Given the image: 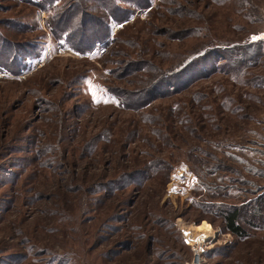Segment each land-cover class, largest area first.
Segmentation results:
<instances>
[{
	"label": "rangeland",
	"instance_id": "obj_1",
	"mask_svg": "<svg viewBox=\"0 0 264 264\" xmlns=\"http://www.w3.org/2000/svg\"><path fill=\"white\" fill-rule=\"evenodd\" d=\"M0 264H264V0H0Z\"/></svg>",
	"mask_w": 264,
	"mask_h": 264
},
{
	"label": "trees",
	"instance_id": "obj_2",
	"mask_svg": "<svg viewBox=\"0 0 264 264\" xmlns=\"http://www.w3.org/2000/svg\"><path fill=\"white\" fill-rule=\"evenodd\" d=\"M221 215L224 230L226 232L232 233L238 239H244L247 237V230L243 227L242 223L240 222V208L233 207L229 211L224 209L221 212Z\"/></svg>",
	"mask_w": 264,
	"mask_h": 264
},
{
	"label": "bare ground",
	"instance_id": "obj_3",
	"mask_svg": "<svg viewBox=\"0 0 264 264\" xmlns=\"http://www.w3.org/2000/svg\"><path fill=\"white\" fill-rule=\"evenodd\" d=\"M190 230L196 231V234H199L200 237H203L210 233V226L208 225L207 222H204L200 226H191Z\"/></svg>",
	"mask_w": 264,
	"mask_h": 264
},
{
	"label": "water",
	"instance_id": "obj_4",
	"mask_svg": "<svg viewBox=\"0 0 264 264\" xmlns=\"http://www.w3.org/2000/svg\"><path fill=\"white\" fill-rule=\"evenodd\" d=\"M197 259H198V258H197V257H195V259H194V260L196 261ZM197 262H198V261H197Z\"/></svg>",
	"mask_w": 264,
	"mask_h": 264
},
{
	"label": "snow or ice",
	"instance_id": "obj_5",
	"mask_svg": "<svg viewBox=\"0 0 264 264\" xmlns=\"http://www.w3.org/2000/svg\"><path fill=\"white\" fill-rule=\"evenodd\" d=\"M253 39H256V37H253Z\"/></svg>",
	"mask_w": 264,
	"mask_h": 264
}]
</instances>
